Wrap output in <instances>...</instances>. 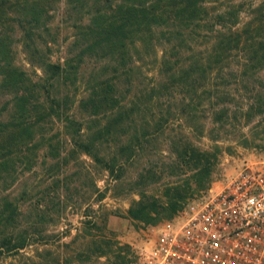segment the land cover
<instances>
[{"label":"rangeland","instance_id":"obj_1","mask_svg":"<svg viewBox=\"0 0 264 264\" xmlns=\"http://www.w3.org/2000/svg\"><path fill=\"white\" fill-rule=\"evenodd\" d=\"M260 2L264 4V0H206L210 15L225 8L239 13L234 24L242 28L248 20L262 18L259 28L244 33L251 39L252 34L259 32L258 57L240 50L231 37L230 50L223 51L221 56L214 55L212 43L207 41L213 34L211 27L216 28L217 23H211L207 15L203 19L202 13L195 22L203 25L194 26V34L186 41L180 40L179 57L167 49V56L181 60L198 57L201 52L210 53L214 68H223L224 86L229 90L226 97L230 101L225 110L217 109L208 117L185 118L179 121L182 126H176V121L177 132L160 134L140 156L134 157L138 159L115 166L113 171L102 169L87 154L70 150L59 121L41 122L43 130H38L43 133L38 134L43 137L36 139L38 146L29 155L33 157L31 166H24L19 159L9 175L0 173V212L15 213L12 208L19 205L12 223L0 224V235L11 229L25 230L29 236V242L18 250L0 247V264H139L140 251L160 222L177 214L210 187L219 188L245 164L264 171V16L262 10L255 8ZM107 4L108 0H51L50 28L45 32L50 40L47 53L51 58H64L82 26L95 16L98 7ZM181 28L186 31L188 25L181 23ZM15 49L16 63L27 70L32 80H40L41 68L27 60L19 44ZM163 50L164 45L157 44L156 55L144 54L137 61L143 63L135 75L137 85L149 87L158 80L156 75L161 72L157 60H161ZM97 65L93 61L84 65L79 75L83 80L77 81L75 89L78 93L88 84L85 77L89 73L96 75ZM25 86L30 87V82L26 81ZM37 92L32 90L30 96ZM10 102V93H0V109ZM32 118L35 120V115ZM50 142L53 151L46 149ZM203 149L217 152L208 182L191 190L174 210L163 211L169 194H177L178 190L181 194L188 184H194L198 171L194 162L198 160L197 154L200 158L205 155ZM184 150L190 152L185 160ZM140 190H145L146 213L133 217L128 208L133 199L139 198Z\"/></svg>","mask_w":264,"mask_h":264},{"label":"trees","instance_id":"obj_2","mask_svg":"<svg viewBox=\"0 0 264 264\" xmlns=\"http://www.w3.org/2000/svg\"><path fill=\"white\" fill-rule=\"evenodd\" d=\"M255 8L262 10L264 16L262 2ZM51 9V0H0V93H10L11 99L0 109V173L4 176L11 173L16 160L31 166L33 157L29 155L38 146L36 139L43 137L41 122L47 119L60 122L70 150L81 151L102 169L113 171L115 166L138 159L134 157L140 156L160 134L177 132L176 126H182L179 121L208 117L227 107L230 100L223 81L226 77L222 67L214 68L210 53L201 52L188 60L166 55L169 49L179 57L180 40L186 41L194 34V26L203 25L195 22L201 13L203 19L207 15L211 23H217L216 28L211 27L213 34L207 41L212 43L214 55L230 50L231 38L236 39L240 50L253 57L259 55V32L252 34L251 39L244 33L259 28L261 17L248 20L242 28L234 24L239 13L225 8L210 15L206 0H108L82 26L68 45L66 56L53 60L47 53L50 40L45 35L50 28ZM181 23L188 25L186 31H182ZM125 30H129L128 34L122 35ZM221 36H226L225 40ZM18 44L27 60L41 68L40 80H32L27 70L16 63ZM157 44L164 45L161 60L155 58L161 73L152 85L141 87L135 82V75L143 63L137 61L144 54L156 55ZM88 61L98 64L96 75L89 73L84 79L88 84L78 93L77 81L83 80L79 75ZM26 81L30 87L25 86ZM32 90L39 92L30 96ZM176 121L179 124L175 126ZM53 147L50 142L46 149L53 151ZM201 152L205 155L200 158L197 154L194 162L198 170L194 184H188L181 194L179 190L169 194L163 211L174 210L191 190L208 182L217 152ZM182 155L185 160L190 152L184 150ZM144 191L140 190L139 198L133 199L128 208L133 217L146 213ZM12 209L15 213L0 212V224L12 223L19 205ZM15 232L3 231L0 247L18 250L29 242L27 231Z\"/></svg>","mask_w":264,"mask_h":264},{"label":"built area","instance_id":"obj_3","mask_svg":"<svg viewBox=\"0 0 264 264\" xmlns=\"http://www.w3.org/2000/svg\"><path fill=\"white\" fill-rule=\"evenodd\" d=\"M139 264H264V171L246 165L160 222Z\"/></svg>","mask_w":264,"mask_h":264}]
</instances>
